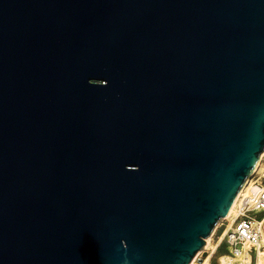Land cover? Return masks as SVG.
<instances>
[{
    "label": "water",
    "instance_id": "1",
    "mask_svg": "<svg viewBox=\"0 0 264 264\" xmlns=\"http://www.w3.org/2000/svg\"><path fill=\"white\" fill-rule=\"evenodd\" d=\"M263 152L264 0H0V264H191Z\"/></svg>",
    "mask_w": 264,
    "mask_h": 264
},
{
    "label": "built area",
    "instance_id": "2",
    "mask_svg": "<svg viewBox=\"0 0 264 264\" xmlns=\"http://www.w3.org/2000/svg\"><path fill=\"white\" fill-rule=\"evenodd\" d=\"M238 196L233 212L214 234L216 253L226 258V264H264V169ZM220 257L217 264H223ZM208 264H212L211 260Z\"/></svg>",
    "mask_w": 264,
    "mask_h": 264
},
{
    "label": "bare ground",
    "instance_id": "3",
    "mask_svg": "<svg viewBox=\"0 0 264 264\" xmlns=\"http://www.w3.org/2000/svg\"><path fill=\"white\" fill-rule=\"evenodd\" d=\"M263 160H264V152H263V154H262L261 157H260V161H259L257 167L255 168V170H254L253 174L251 175V177L247 180V182H246V184L244 185L243 189L241 190L240 194H241V193H244V192L247 191V189H248V187H249V185H250L251 179L254 177V175H255L256 173H258V172L260 171ZM238 197H239V196H238ZM238 197H237V199H238ZM237 199H236V200H237ZM235 205H236V201L234 202L233 207L231 208L230 212H229L228 215L226 216V219L229 218V216H230L231 213L233 212V209H234ZM223 221H224V219L221 220L220 223L216 226V228H215V230H214V234H215L216 230L220 227V225H221V223H222ZM214 234H213V236H214ZM213 236H210V237L206 240V244H205V245H206V248L204 249V251H202V252H200V253L198 254V256L192 261L191 264H196L197 260H199V258H200L199 256H201V254H203V253H208V255H207L205 258H203V260H204V262H205L204 264H208V263L210 262V260H212L213 256H214L215 253H216V250H217L216 245H213V244L211 245V240H212ZM212 242H213V241H212ZM220 259H221V262H222L223 264H226V258H225V257L221 256Z\"/></svg>",
    "mask_w": 264,
    "mask_h": 264
},
{
    "label": "rangeland",
    "instance_id": "4",
    "mask_svg": "<svg viewBox=\"0 0 264 264\" xmlns=\"http://www.w3.org/2000/svg\"><path fill=\"white\" fill-rule=\"evenodd\" d=\"M262 169H264V160H263V162H262V166H261V169L260 170H262ZM215 230V229H214ZM213 234H214V231H213V233H212V235L211 236H213ZM213 241V242H212ZM217 243V238L216 237H214L213 236V238H212V240H211V245L213 244V245H215ZM206 248V245H205V247H204V249ZM204 249L202 250V251H204ZM202 251H200V252H202ZM199 252V253H200ZM199 253H197V255L195 256V258L198 256V254ZM207 256V254L206 253H203V254H201V256H199L200 258H199V260H197V261H201V260H203V258H205ZM221 256V254L220 253H215V255L213 256V258H212V260H211V263L212 264H217V259L219 258ZM194 258V259H195ZM193 259V260H194ZM192 263V262H191Z\"/></svg>",
    "mask_w": 264,
    "mask_h": 264
}]
</instances>
